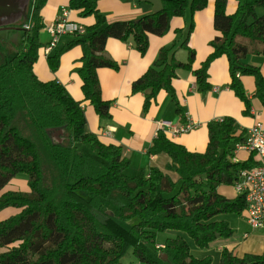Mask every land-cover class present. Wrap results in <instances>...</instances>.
Segmentation results:
<instances>
[{"label": "trees", "instance_id": "obj_1", "mask_svg": "<svg viewBox=\"0 0 264 264\" xmlns=\"http://www.w3.org/2000/svg\"><path fill=\"white\" fill-rule=\"evenodd\" d=\"M44 1L29 0L19 26L20 46L9 51L0 43V210L17 209L0 220V264H264V251L239 256L232 248H223L218 262L190 251V242L206 247L232 234L221 214H245L244 194L228 197L217 190L219 185H234L240 171L252 166L250 158H235L244 134L237 131L233 117L206 123L208 138L202 151L188 149L158 130L147 152L166 155L164 169L149 166L128 175L129 159L121 146L87 130L82 106L87 100L100 119L110 115L111 101L102 97L97 76L101 67L118 68L103 54L108 38L131 41L143 54L150 34H165L170 20L189 9L188 27L176 29L186 32L179 47L187 51V58H176L175 44L159 48L154 61L132 81L131 92L143 93L146 111L164 90L180 112L173 86L179 70L192 72L193 88L204 96L213 87L210 63L225 55L227 87L247 112L250 101L241 74L253 75L255 95L264 101V76L259 67L243 62L249 51L264 53V0H235L231 12L227 0H214L217 34L196 67L195 50L188 43L192 15L208 0H161L156 12L114 20L99 11L98 0H68L67 7L80 16L92 15L94 21L82 32L71 33L72 39L47 62L54 71L62 51L81 47L73 68L81 78V99L73 98L58 80H41L33 71L41 46ZM25 22L29 27H24ZM19 174L25 175L28 190L5 189ZM128 220L132 222L126 227L122 222ZM164 231L171 232L158 241L157 234ZM126 254L131 255L128 262L123 260Z\"/></svg>", "mask_w": 264, "mask_h": 264}, {"label": "crops", "instance_id": "obj_2", "mask_svg": "<svg viewBox=\"0 0 264 264\" xmlns=\"http://www.w3.org/2000/svg\"><path fill=\"white\" fill-rule=\"evenodd\" d=\"M68 0H45L40 9L43 28L39 30L38 38L41 46L38 56L33 64V71L41 80H58L75 99H81V78L73 70L76 60L81 55V47L73 45L62 51L58 59V67L51 70L47 57L55 53L72 39V35L61 34L56 46L48 53L45 48L51 39V34L45 26L51 23L57 11L67 7ZM236 6L235 0H227L226 9L231 12ZM97 7L105 15L107 20L134 19L151 12V4L148 2H136L135 0H98ZM68 21L89 25L94 21L92 15L80 16L78 11L68 7ZM188 12V13H187ZM214 0H208L207 5L196 10L193 15V29L189 35L188 43L195 50L193 66H198L210 52L209 41L217 34L213 27ZM191 22V13L187 9L183 16L173 17L170 20L169 30L163 35L150 34L148 36L147 50L140 54L134 45L116 38H108L103 54L118 63V68L101 67L97 70V76L101 86V95L111 101L110 115L100 119L96 111L86 100L82 106L85 112L87 130L96 133L104 142L119 144L122 152L129 159V166L140 170L149 166H158L164 169L168 157L164 154L153 155L147 152L155 133L161 129L160 122L169 120L179 124L188 118L199 122V126L188 132L172 134L168 129H161L166 136L183 144L191 150H204L208 133L206 123L212 119L231 116L235 120L237 131H243L244 137L248 127L256 121L264 124V101L255 95V82L253 75L241 74L240 79L245 93L250 101V108L244 112L243 101L235 95L233 90L227 87L230 82L228 60L225 55L215 58L209 65V80L213 87L204 96L194 90V76L189 70H179L178 77L173 80V86L181 111L176 110V105L169 94L160 90L146 111L142 105L144 95L142 92H131V83L138 77L157 56L161 47H169L175 44L179 46L177 35L184 31L176 32L177 28L186 29ZM40 35V36H39ZM176 42V43H175ZM181 43V42H180ZM177 59H186L187 55L180 54ZM243 62L259 67L264 76V53L249 51L243 58ZM235 158L243 161L250 158L249 163L256 164V156L238 148L235 150ZM173 177H175L173 175ZM21 183V187H19ZM5 189L28 190L26 180L19 181L12 178ZM217 190L228 197L236 196L237 192L233 185H219ZM12 210V211H10ZM17 209L9 207L0 210V220L13 214ZM245 218V215L242 214ZM246 220V218H245ZM229 223V220H227ZM230 225V224H229ZM231 226V225H230ZM232 227V226H231ZM253 229V228H252ZM258 230V232H255ZM232 234L227 238H216L213 242L217 250L233 248L237 241ZM245 253H262L264 251V225L253 231L243 234Z\"/></svg>", "mask_w": 264, "mask_h": 264}, {"label": "built area", "instance_id": "obj_3", "mask_svg": "<svg viewBox=\"0 0 264 264\" xmlns=\"http://www.w3.org/2000/svg\"><path fill=\"white\" fill-rule=\"evenodd\" d=\"M68 10V7L62 6L51 23L45 26L51 34V39L45 48L47 53L56 46L61 34L70 35L76 30L82 32L84 29L82 25L68 21ZM24 27H29L28 22L24 23ZM198 126L199 122L191 118L179 124L169 120L160 122L161 129H168L172 134L188 132ZM238 148L256 155L257 163L241 170L239 179L233 186L237 193L244 194L246 201L244 215L247 223L253 229L261 228L264 225V124L256 121L248 127L243 142L236 145V149Z\"/></svg>", "mask_w": 264, "mask_h": 264}, {"label": "rangeland", "instance_id": "obj_4", "mask_svg": "<svg viewBox=\"0 0 264 264\" xmlns=\"http://www.w3.org/2000/svg\"><path fill=\"white\" fill-rule=\"evenodd\" d=\"M135 1L138 3L144 2V1H140V0H135ZM21 21H22V19L18 20L16 23H14L15 26L19 27L21 24ZM42 28L43 27H41L40 30ZM22 33H23V30L19 29V28L9 29V30H6V29L0 30V43H1V45H3L4 48H7L9 51L13 49L14 45L20 46ZM185 33L186 32L184 31L181 34L177 35L178 40L180 39L179 44L185 38ZM128 43L132 44L131 41H128ZM174 51H176L177 57L180 54H182L184 56L187 55V51L184 48H180L179 46H175ZM179 60L183 61L185 59H179ZM87 150L92 152L89 148ZM139 172H140V170H137L135 168H131L129 165L125 169V173H127L128 175H135V174H138ZM15 179H17L18 181L20 179L26 180L25 175H23V174H19V175L15 176ZM19 187H21V183H19ZM11 208L14 210L16 209L15 207H9V209H11ZM10 211H12V210H10ZM220 217L223 219L229 220V224L232 226L231 227L232 230H234L236 233L233 236V239L235 241H237V245H235L233 247V248H235V249H232L233 252L235 254L244 252L245 249L243 246L246 243V241L244 240L243 234H245L247 231H251V230L253 231L254 229H252V227L247 223V221L245 220V218L242 216L241 213H236V212L224 213V214H221ZM131 222H132V220H128V221L122 222V224L125 225L126 227H128ZM168 232H171V231L159 232L157 234V240L162 241L169 234ZM255 232H258V230L254 231V233ZM217 249L218 248H217V245L215 242H211L206 247H198L195 244H193L192 242H190V251L194 256L204 257L206 255H210L214 262H218L219 256H220V251H218ZM130 259H131L130 254H126L123 258V260L125 262H128Z\"/></svg>", "mask_w": 264, "mask_h": 264}, {"label": "water", "instance_id": "obj_5", "mask_svg": "<svg viewBox=\"0 0 264 264\" xmlns=\"http://www.w3.org/2000/svg\"><path fill=\"white\" fill-rule=\"evenodd\" d=\"M151 4V11L161 9V0H140ZM29 0H0V30L16 29L14 26L18 20L26 17ZM110 213V212H109ZM164 259L166 255L162 256Z\"/></svg>", "mask_w": 264, "mask_h": 264}]
</instances>
